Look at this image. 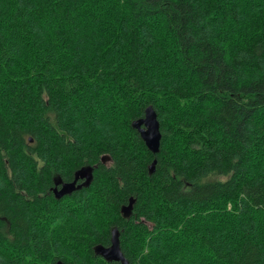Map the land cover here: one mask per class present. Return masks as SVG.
<instances>
[{
    "label": "trees",
    "instance_id": "16d2710c",
    "mask_svg": "<svg viewBox=\"0 0 264 264\" xmlns=\"http://www.w3.org/2000/svg\"><path fill=\"white\" fill-rule=\"evenodd\" d=\"M113 228L129 264H264V0H0V264H121Z\"/></svg>",
    "mask_w": 264,
    "mask_h": 264
},
{
    "label": "water",
    "instance_id": "95a60500",
    "mask_svg": "<svg viewBox=\"0 0 264 264\" xmlns=\"http://www.w3.org/2000/svg\"><path fill=\"white\" fill-rule=\"evenodd\" d=\"M131 126L136 129L144 141L148 150L152 153H157L159 151L160 146V127L159 121L157 119V114L151 105L147 106L144 110V116L139 119H135L131 122ZM108 157L103 156L101 158L102 161ZM156 159L148 165L149 173H153L155 169ZM78 179H84V182L80 185H76V181ZM93 179V167L92 166H82L78 170L75 171L74 180L72 182L64 183L63 187L56 194L57 197H60L64 194H69L76 189L89 186L91 180ZM133 199L130 198L129 204L122 208H126L127 213ZM124 213V212H123ZM124 213V214H127ZM96 254L100 255L106 261H119L121 264H129L128 260L123 255L120 242H119V232L117 228H113L111 230L110 244L108 246L98 245L95 247ZM55 264H65L61 260H57Z\"/></svg>",
    "mask_w": 264,
    "mask_h": 264
},
{
    "label": "flooded vegetation",
    "instance_id": "af4514ba",
    "mask_svg": "<svg viewBox=\"0 0 264 264\" xmlns=\"http://www.w3.org/2000/svg\"><path fill=\"white\" fill-rule=\"evenodd\" d=\"M75 174V173H74ZM74 180V175L72 176L71 179L69 180H64L63 178H61V176H54V179H53V185L49 188L50 191L53 193V195L57 198V199H61L63 197H65L66 195H69V194H64L60 197H57L56 194H58V191L63 187V184L64 183H68V182H72ZM84 182V179H78L76 181V185H80ZM83 187V186H82ZM80 189V188H79ZM77 190V189H76ZM75 191V190H74Z\"/></svg>",
    "mask_w": 264,
    "mask_h": 264
},
{
    "label": "rangeland",
    "instance_id": "374dc122",
    "mask_svg": "<svg viewBox=\"0 0 264 264\" xmlns=\"http://www.w3.org/2000/svg\"><path fill=\"white\" fill-rule=\"evenodd\" d=\"M123 212H124V213H127V210H126V208H124V209H123Z\"/></svg>",
    "mask_w": 264,
    "mask_h": 264
}]
</instances>
